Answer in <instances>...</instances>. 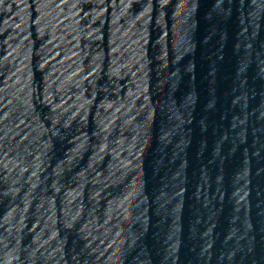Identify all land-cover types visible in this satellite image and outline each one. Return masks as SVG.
<instances>
[{
    "label": "water",
    "instance_id": "1",
    "mask_svg": "<svg viewBox=\"0 0 264 264\" xmlns=\"http://www.w3.org/2000/svg\"><path fill=\"white\" fill-rule=\"evenodd\" d=\"M0 264H264V0H0Z\"/></svg>",
    "mask_w": 264,
    "mask_h": 264
}]
</instances>
